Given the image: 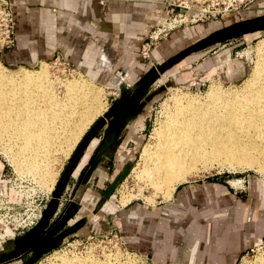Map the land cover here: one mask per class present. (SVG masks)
Listing matches in <instances>:
<instances>
[{
    "label": "crops",
    "instance_id": "1",
    "mask_svg": "<svg viewBox=\"0 0 264 264\" xmlns=\"http://www.w3.org/2000/svg\"><path fill=\"white\" fill-rule=\"evenodd\" d=\"M10 2L14 43L0 50V64L16 68L36 67L55 58L74 61L76 70L95 83L119 79L114 87L117 94L121 87L131 88L152 66L138 58L139 49L172 10V0ZM187 40L188 32L174 34L153 49L152 62H166L190 44ZM230 43L218 44V50L205 54L199 65L191 61L187 66L193 73L240 79L241 64L232 59L236 53ZM139 117L128 125L112 162L106 158L91 171L89 159L71 177L57 214L71 201L76 213L69 225L83 223L62 243L114 231L128 251L152 264L236 263L257 239L264 238V198L257 185L242 193L219 178L195 180L179 184L170 198L155 205L141 201L122 205L113 197L116 189L95 212L126 161L125 147L130 139L139 140Z\"/></svg>",
    "mask_w": 264,
    "mask_h": 264
},
{
    "label": "rangeland",
    "instance_id": "2",
    "mask_svg": "<svg viewBox=\"0 0 264 264\" xmlns=\"http://www.w3.org/2000/svg\"><path fill=\"white\" fill-rule=\"evenodd\" d=\"M170 8L172 10L168 14V17L149 33L147 40H145L139 49L138 58L148 65H156L151 60L153 49L162 44L165 40L171 39L174 34L184 31L188 32V42L186 44H192L215 30L224 28L240 20L264 14V0H172ZM157 33L159 35H156ZM7 34H11V37L14 39L15 19L13 8L10 0H0V50L8 46L5 43ZM155 35L157 36L156 39H154ZM150 36H153V45L149 48L146 57H142V46L149 42ZM229 41H231V43L228 46L234 48L236 53L234 54V56H236H233L232 59L235 58V60L241 64L242 76L240 79L231 80L228 74H226L223 79L222 77L215 76L216 74L214 73V75L212 73L211 75L197 73L196 71L193 73L191 71L192 68L187 66L191 61H196L193 66L199 65L200 59L205 56V54L218 50V45H214L193 53L191 56L175 64L170 69L166 70L153 84L152 89L154 90L167 84H169V86L156 94L141 113L138 130L140 136L139 140H134V143L130 142L127 146L125 155L126 159L129 158L132 168L113 195L114 199L119 201L122 205L132 201H141L148 205H155L158 202L167 200L166 193L161 190H155L149 183L147 176L145 177V174L141 173V169H144V162L141 155L146 148L149 146L152 148V146H154L156 135L153 133L163 124L162 122L167 121L170 111H172L174 107V100L176 98L194 97L197 98L200 103H203V101H208L210 93L215 92L221 96L229 95L231 99L236 98L244 104H250L252 98L249 100L250 102H246L248 98L255 96L258 91H264V72H262L264 70V32L246 35ZM188 45L182 48L185 49ZM180 50L182 51V49ZM164 62L165 61H162L160 64ZM74 64V61L67 62L62 58H55L36 67L22 66L9 68L0 64L1 74L4 73L3 75H10L11 77H18L20 73L22 74L23 72H29L28 74L34 75L41 71H45L48 75H46L44 83L50 89L46 88L44 84V90H48L46 92L44 91L46 95H39V101L36 98L40 103V110H46L48 108H45L47 104L44 102H46L45 98H49V94L50 96L52 95L50 98H54L60 104L56 107L58 109L57 112L55 111L56 114L59 113L57 117L59 116L60 119L55 117L54 119L58 120L56 122L54 121L55 123H53V120L52 123L51 120H48L50 126L53 127L51 128L53 131L51 130L50 132V138L53 142L52 148L50 150L47 148L45 153L37 155L36 160L37 164L42 168L41 173L45 174V180L43 179L40 181V178H36V176L33 177L31 174L23 171L26 168L24 165L21 166V171H18V168L15 167L16 165H14L13 162L22 159L24 163H26L30 154L26 151L22 157L18 153V141L14 140L12 136H10V138L4 134L5 137L2 136L0 138V172L2 171L7 178L11 179V186H13L15 191L14 193H10V195L8 194L11 199H21L23 202L26 200L35 205L41 203L40 200L45 198L50 191L52 193L61 172L78 142L86 134L89 127L103 116L111 105V102L118 96L114 87L117 86L116 83L120 81L119 79L95 83L78 72ZM69 83L82 85L92 94H96L97 109L94 114L95 116L85 121L82 129H80L68 143L66 141L69 135L67 134L68 130L70 131L77 122L74 121L77 120L76 117L74 118L73 116L67 115L70 114V109H66L67 106L65 102L69 94H67L68 92H66L65 89L67 90V84ZM252 94L253 96H250ZM71 99L73 100V95L70 100ZM54 108L55 107L52 109ZM59 109L62 110L60 111ZM60 113L62 115H60ZM63 113H65V116H63ZM67 116L72 119L70 121L67 120ZM238 131L235 134L236 139L242 137L243 140L239 138V143H248L253 139V131L248 129L246 130L248 133H245V135H243L241 131H239V133L241 132L239 134ZM62 137L65 141H61ZM244 137L245 140L243 139ZM193 169L194 170L191 169L190 172L187 173L188 176L186 174L187 179L185 178L180 184L206 178H219L227 181L232 191L236 192L245 193L250 187L257 185L261 187L262 197L264 198V174L249 167H237L236 165H228L221 160H211L205 163H198ZM51 193L49 194V198ZM4 215L5 211L0 209V218H3ZM10 240L13 239H9L8 241ZM3 246L2 244L0 248ZM71 255L72 257H80V259L84 258L89 264H152L146 257L128 251L124 247L120 235L114 231L103 233L100 236L88 235L82 238L65 241L54 250L38 258L33 264H60L63 257H71ZM257 263L264 264V238L257 239L252 248L243 254L234 264ZM7 264H20V260L17 259Z\"/></svg>",
    "mask_w": 264,
    "mask_h": 264
},
{
    "label": "bare ground",
    "instance_id": "3",
    "mask_svg": "<svg viewBox=\"0 0 264 264\" xmlns=\"http://www.w3.org/2000/svg\"><path fill=\"white\" fill-rule=\"evenodd\" d=\"M28 73H20L15 78L3 75L4 73L1 74L0 71V138L5 134L18 141V153L22 156L27 151L30 156L28 161H25L26 163L20 158V160L12 162L18 171H21L22 165L26 166L23 171L33 177L40 178L41 181L46 177L41 173L42 168L36 162L37 155L45 153L47 148L49 150L52 148L50 132L53 131L51 129L53 127L50 126L48 120H51V123L52 120L53 123L58 121L54 118L59 114L55 113L58 110L56 107L59 102L50 98L52 95L49 94V98H45L47 103L44 102L47 104L45 106V108L48 107L47 111L40 110L38 102L40 98L38 97L46 95L45 92L48 91L44 90V79L48 74L45 71L34 75ZM46 88L49 87L46 86ZM65 91L70 96L65 102L66 109H70V114L67 115L77 119L74 120L77 121L75 126L70 131L68 130L67 134L69 135L66 141L69 143L82 129L84 122L95 116L97 96L76 83L67 84ZM72 95L73 100L71 99V101ZM228 96L212 92L208 101H203V103L194 97L176 98L167 121L159 124V128L153 133L156 135L154 146L146 148L141 155L144 162V169H141V173L145 174V177L147 176L155 190L164 191L167 199L170 198L175 187L188 176L187 173L191 169L194 170V166L198 163L221 160L228 165L249 167L264 174V91H258L255 96L250 95L253 97L246 101L250 102L249 100L252 98L250 104H244L242 101L236 98L231 99V96ZM64 114L63 116H65ZM60 115L62 114L60 113ZM57 118L60 119L59 116ZM71 119L68 117L67 120ZM248 129L253 131V139L248 143H239L238 139L242 140V137L236 139V132L239 130L245 135L248 133V131L246 132ZM63 139L62 137L61 141H65ZM243 139L245 140V137ZM95 143L97 140L90 143L74 172V176L78 169L87 162ZM60 264H89V262L84 258L80 259V257L71 255V257H63Z\"/></svg>",
    "mask_w": 264,
    "mask_h": 264
},
{
    "label": "water",
    "instance_id": "4",
    "mask_svg": "<svg viewBox=\"0 0 264 264\" xmlns=\"http://www.w3.org/2000/svg\"><path fill=\"white\" fill-rule=\"evenodd\" d=\"M260 32H264V14L237 21L209 33L168 59L165 63L152 66L131 88L121 87L118 97L111 102L108 110L89 127L86 134L78 142L61 172L56 182V187L52 191L50 199L42 211L37 224L0 248V264L20 259L25 255H31V257L22 264H33L38 258L60 246L66 237L80 227L83 223L82 221L69 225V222L76 213V208L73 207L71 201H68L61 212L56 214L71 177L74 176V172L78 168L90 143L96 140V135L100 131L105 130V133L101 137L102 140L104 139V144L88 164V168L91 171L95 169L109 146L113 144L115 146L118 145L128 123L142 112L153 96L169 86L167 84L159 87L157 90H151L155 81L166 70L193 53L232 39ZM149 91L151 92L149 93ZM90 157L91 154L88 160ZM130 168V162L124 165L123 169L117 174L97 203L95 212H98L105 201L114 194L117 187L128 175Z\"/></svg>",
    "mask_w": 264,
    "mask_h": 264
},
{
    "label": "built area",
    "instance_id": "5",
    "mask_svg": "<svg viewBox=\"0 0 264 264\" xmlns=\"http://www.w3.org/2000/svg\"><path fill=\"white\" fill-rule=\"evenodd\" d=\"M158 33L156 35H159ZM156 35L154 39L157 38ZM5 39L6 45H13L14 39L11 37V34H7ZM149 39V42L142 46V57H146L149 48L153 45V36H150ZM11 184V179L0 172V209L5 211L3 218H0V246L9 239H14L34 227L39 221L41 213L50 199L49 194L51 191L45 198L40 200L41 203L35 205L26 200L23 202L21 199H11L8 194L10 195V193L15 192Z\"/></svg>",
    "mask_w": 264,
    "mask_h": 264
},
{
    "label": "flooded vegetation",
    "instance_id": "6",
    "mask_svg": "<svg viewBox=\"0 0 264 264\" xmlns=\"http://www.w3.org/2000/svg\"><path fill=\"white\" fill-rule=\"evenodd\" d=\"M151 90H154V89H151ZM151 91H149V93H150ZM117 95H119V94H117ZM118 97V96H117ZM154 98V96L151 98V100ZM116 99V98H115ZM114 99V100H115ZM151 100L146 104V106L144 107V109L148 106V104L151 102ZM110 107V106H109ZM144 109L142 110V112L144 111ZM108 110V109H107ZM141 112V113H142ZM141 113L139 114V115H141ZM139 115H137L136 117H134L129 123H128V125L130 124V123H132V121L133 120H135ZM128 125H127V127H128ZM127 127L125 128V130L123 131V133H122V135H121V139L119 140V142H118V145L117 146H115V144H113V145H111V146H109V148H108V150L106 151V152H104V155H103V157L101 158V160L99 161V163L102 161V160H105L106 158H108L109 159V161L110 162H112V160H113V157H114V155H115V153H116V150H117V148H118V146H119V144H120V142H121V140H122V136L123 135H125V133L127 134ZM105 133V130H102V131H100L97 135H96V140H97V143H96V146L94 147V149L92 150V153H91V157H90V161H89V163L91 162V160H92V158L99 152V150H100V148L103 146V144H104V139L102 140L101 139V137L103 136V134ZM130 142H132V143H134L131 139H130V141H129V143ZM128 143V144H129ZM131 143V144H132ZM128 144H127V146H128ZM127 146L125 147V149H127ZM126 152H127V150H125ZM128 162H130V160H129V158H127L126 159V161L124 162V164H123V166H122V168H121V170L123 169V167H124V165L126 164V163H128ZM98 163V164H99ZM131 163V162H130ZM98 164H97V166H98ZM96 166V167H97ZM95 167V168H96ZM131 168H132V164H131ZM131 168H130V170H131ZM120 170V171H121ZM129 170V171H130ZM119 173V172H118ZM129 173V172H128ZM117 176V175H116ZM115 176V177H116ZM17 238V237H16ZM11 241V240H10ZM9 241H6L3 245H5L6 243H8ZM31 257V255H25V256H22L19 260H20V264H22V263H24L25 261H27L29 258ZM9 262H11V261H9ZM8 262H5V263H2V264H7Z\"/></svg>",
    "mask_w": 264,
    "mask_h": 264
}]
</instances>
